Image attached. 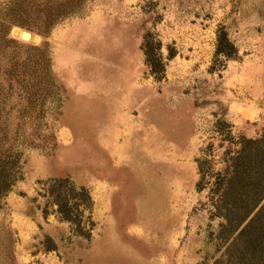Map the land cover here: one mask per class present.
I'll use <instances>...</instances> for the list:
<instances>
[{
	"label": "rangeland",
	"instance_id": "374dc122",
	"mask_svg": "<svg viewBox=\"0 0 264 264\" xmlns=\"http://www.w3.org/2000/svg\"><path fill=\"white\" fill-rule=\"evenodd\" d=\"M227 131L264 132V0H0V264H264L197 192Z\"/></svg>",
	"mask_w": 264,
	"mask_h": 264
},
{
	"label": "trees",
	"instance_id": "16d2710c",
	"mask_svg": "<svg viewBox=\"0 0 264 264\" xmlns=\"http://www.w3.org/2000/svg\"><path fill=\"white\" fill-rule=\"evenodd\" d=\"M52 24L54 22H48L47 28ZM223 43L234 50L226 36L222 35L217 40L218 54ZM144 55L146 63L151 66L149 55ZM224 55L228 57L226 52ZM218 148L224 150L217 161L220 167L215 172L213 146L209 144L204 151L205 158L198 164L200 178L197 192L209 187L206 204L211 207L212 217L223 222L221 230L224 235L231 236L240 228L238 236L257 233L254 226L264 220V132L258 138L247 139L232 136L227 131L219 139ZM18 158L11 149L0 150V201L16 183ZM59 191L55 186L45 190L48 204L56 206L55 213L62 220L73 223L72 213L78 211L81 203H90V197L84 189H80V205H71L70 199L61 196Z\"/></svg>",
	"mask_w": 264,
	"mask_h": 264
},
{
	"label": "water",
	"instance_id": "95a60500",
	"mask_svg": "<svg viewBox=\"0 0 264 264\" xmlns=\"http://www.w3.org/2000/svg\"><path fill=\"white\" fill-rule=\"evenodd\" d=\"M30 37V34L29 33H27V32H22L21 34H20V39L21 40H28V38Z\"/></svg>",
	"mask_w": 264,
	"mask_h": 264
},
{
	"label": "bare ground",
	"instance_id": "6f19581e",
	"mask_svg": "<svg viewBox=\"0 0 264 264\" xmlns=\"http://www.w3.org/2000/svg\"><path fill=\"white\" fill-rule=\"evenodd\" d=\"M30 39V37L28 38V40Z\"/></svg>",
	"mask_w": 264,
	"mask_h": 264
}]
</instances>
